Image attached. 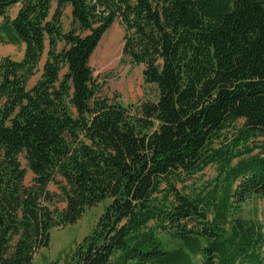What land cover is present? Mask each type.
I'll list each match as a JSON object with an SVG mask.
<instances>
[{"label":"trees","instance_id":"16d2710c","mask_svg":"<svg viewBox=\"0 0 264 264\" xmlns=\"http://www.w3.org/2000/svg\"><path fill=\"white\" fill-rule=\"evenodd\" d=\"M115 20L154 101L97 95L89 59ZM0 43L24 46L0 59V264H32L99 203L65 264H264L241 215L264 198V0H0Z\"/></svg>","mask_w":264,"mask_h":264},{"label":"rangeland","instance_id":"374dc122","mask_svg":"<svg viewBox=\"0 0 264 264\" xmlns=\"http://www.w3.org/2000/svg\"><path fill=\"white\" fill-rule=\"evenodd\" d=\"M14 12L15 10H12L10 15H14ZM69 22V8H67L62 19L64 31L68 29ZM123 37L124 29L119 20H115L103 34L89 59L93 86L97 90V95L125 107L146 101H154L157 92L154 85L144 82L142 77L143 66L132 64L126 56L122 55ZM23 50L24 46L22 44L0 43V59L8 57L18 61L22 57ZM45 56L46 50L39 63V71L30 80L28 87H31L38 79ZM19 161L26 172L24 184L30 185L33 175L27 169L22 156H19ZM215 174L213 166H209L204 171L185 179L182 184H177L176 188L184 190V192L197 190L211 182ZM48 191L56 196L53 197L52 204L45 202L44 205L50 209L64 207L60 196H58L59 191L56 186L50 184ZM104 206L105 203H99L86 209L73 225L53 228L49 246L34 257L32 264H65L77 244L96 224ZM241 215L260 224L264 232V198L255 197L246 201L242 205Z\"/></svg>","mask_w":264,"mask_h":264}]
</instances>
